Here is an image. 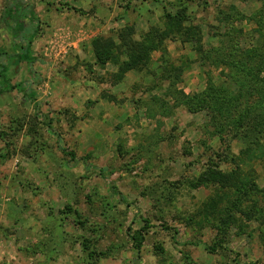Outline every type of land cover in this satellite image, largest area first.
Returning a JSON list of instances; mask_svg holds the SVG:
<instances>
[{"label": "rangeland", "instance_id": "rangeland-1", "mask_svg": "<svg viewBox=\"0 0 264 264\" xmlns=\"http://www.w3.org/2000/svg\"><path fill=\"white\" fill-rule=\"evenodd\" d=\"M1 73L0 264H264V0H0Z\"/></svg>", "mask_w": 264, "mask_h": 264}, {"label": "trees", "instance_id": "trees-1", "mask_svg": "<svg viewBox=\"0 0 264 264\" xmlns=\"http://www.w3.org/2000/svg\"><path fill=\"white\" fill-rule=\"evenodd\" d=\"M31 16L29 18L35 17L34 12L30 11ZM23 14H19V10L17 7L9 5L8 4V8L5 10V12L2 15V22L14 33L15 38H18L23 44L24 46L21 48V52L18 53L17 55V59L15 62V66H19L21 63H26L28 65L29 71H31L32 75H36V70H35V63L40 62L38 56L36 55V53L33 51L32 49V45L34 42L35 37L38 34V31H35L29 38L27 37V34L29 33V23H26L23 19ZM179 17V16H177ZM181 18V17H180ZM182 20V19H181ZM193 31V29H192ZM191 30L188 32V39H194L195 35L197 34L196 32H192ZM194 33V34H193ZM122 39L125 40V34L120 35ZM189 39V40H190ZM109 43V42H107ZM113 47H116V45L114 43H112ZM97 50V54L99 56L102 57L106 56L107 60L110 58L111 56V50L102 46L99 42L98 47L96 48ZM142 57L138 56H132L130 62L126 63V70H132L135 69L142 61ZM5 69V68H4ZM250 76L252 75L251 70L249 72ZM1 76L3 78V82L5 83V85L3 87L0 88V95L5 93L6 91H11L14 90L15 87L12 86L9 81L7 80V78L4 76V73H1ZM264 81V80H263ZM246 84V82L244 83ZM193 100V98H192ZM218 115L221 117V119L227 121V110L223 108L219 109L217 111ZM228 123H230L229 125H234L236 128L241 126L242 128L246 127L248 129V127H250L251 129H256L257 125L251 126V125H245V123H247L248 121L244 118V117H238L235 120H228ZM249 123V122H248ZM244 124V125H243ZM249 136V134L247 135V137ZM251 136V135H250ZM72 158H75V154L72 153ZM101 173H103V171H101ZM114 190L115 187H112ZM117 193V191H115ZM146 228V227H144ZM147 229V228H146ZM129 231L131 232L132 229L130 228ZM131 234V233H130ZM131 239L134 241L136 248L139 250L142 247L143 241H144V235H143V231L139 230V231H134L131 234Z\"/></svg>", "mask_w": 264, "mask_h": 264}]
</instances>
